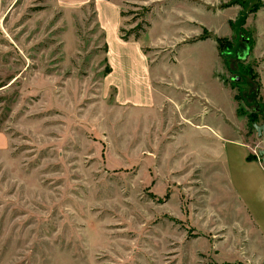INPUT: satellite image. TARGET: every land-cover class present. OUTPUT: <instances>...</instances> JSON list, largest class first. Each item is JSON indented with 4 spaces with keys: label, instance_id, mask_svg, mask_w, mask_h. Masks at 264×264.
<instances>
[{
    "label": "rangeland",
    "instance_id": "374dc122",
    "mask_svg": "<svg viewBox=\"0 0 264 264\" xmlns=\"http://www.w3.org/2000/svg\"><path fill=\"white\" fill-rule=\"evenodd\" d=\"M118 14L126 40L148 22L147 43L212 36L179 57L206 59L211 95L261 159L250 126L264 122V0H0V264H249L217 252L221 234L203 223L169 139L146 143L135 109L104 82L102 19Z\"/></svg>",
    "mask_w": 264,
    "mask_h": 264
},
{
    "label": "crops",
    "instance_id": "0c3cea01",
    "mask_svg": "<svg viewBox=\"0 0 264 264\" xmlns=\"http://www.w3.org/2000/svg\"><path fill=\"white\" fill-rule=\"evenodd\" d=\"M99 17L104 16L100 13ZM122 19L119 14L110 22L102 19L112 66L104 82L116 86L118 101L136 110L129 119L137 120L147 129L146 135L151 134L146 143L151 140L156 144V137L161 142L169 139L170 160L176 157L177 167L186 165L189 184L200 189L193 204H202L203 223L209 233L221 234L214 238L217 252L223 246L231 247L237 260L264 264L263 163L244 142L239 121L230 120L222 104L211 95L201 74L206 59L192 55L184 64L179 57L184 49L193 51L210 39L182 41L176 35L172 43H147L144 38L151 25L143 37L126 40L119 35ZM184 20L206 26L192 16ZM194 31L200 36V29ZM160 47L173 51L174 57L146 52L147 48ZM114 58L121 66L118 84L109 82L115 71ZM216 73L217 83L226 89Z\"/></svg>",
    "mask_w": 264,
    "mask_h": 264
},
{
    "label": "water",
    "instance_id": "95a60500",
    "mask_svg": "<svg viewBox=\"0 0 264 264\" xmlns=\"http://www.w3.org/2000/svg\"><path fill=\"white\" fill-rule=\"evenodd\" d=\"M250 128L255 129L258 136H261L264 138V122L261 124L253 123V124H251ZM259 155L261 156V161H262L263 166H264V149L259 150Z\"/></svg>",
    "mask_w": 264,
    "mask_h": 264
},
{
    "label": "trees",
    "instance_id": "16d2710c",
    "mask_svg": "<svg viewBox=\"0 0 264 264\" xmlns=\"http://www.w3.org/2000/svg\"><path fill=\"white\" fill-rule=\"evenodd\" d=\"M251 11H254V10H251ZM148 27L151 26V24L148 22L146 23ZM143 32H146V28H142ZM140 37V34L137 32L135 33V38L138 39ZM212 36L208 33H204V35L200 36L199 38L197 39H194L192 41H196V40H201V39H207V38H211ZM215 40L217 41L218 44H220V42L222 41V38L221 37H216ZM238 97L235 95V99H237Z\"/></svg>",
    "mask_w": 264,
    "mask_h": 264
}]
</instances>
